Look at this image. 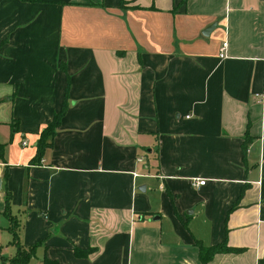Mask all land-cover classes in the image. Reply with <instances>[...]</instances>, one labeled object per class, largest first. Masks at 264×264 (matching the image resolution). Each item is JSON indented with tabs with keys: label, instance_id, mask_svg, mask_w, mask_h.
Listing matches in <instances>:
<instances>
[{
	"label": "crops",
	"instance_id": "1",
	"mask_svg": "<svg viewBox=\"0 0 264 264\" xmlns=\"http://www.w3.org/2000/svg\"><path fill=\"white\" fill-rule=\"evenodd\" d=\"M222 242L205 264H264V0H0V264Z\"/></svg>",
	"mask_w": 264,
	"mask_h": 264
},
{
	"label": "trees",
	"instance_id": "2",
	"mask_svg": "<svg viewBox=\"0 0 264 264\" xmlns=\"http://www.w3.org/2000/svg\"><path fill=\"white\" fill-rule=\"evenodd\" d=\"M65 107L62 106L60 111L56 113L53 117L52 122L44 128L39 136V140L36 144V154L34 157L35 162L39 161L45 151V149L50 145L54 131L58 126L60 117L63 115ZM199 247V257L200 264H205L211 260V258L217 253H233L239 252V249L231 248L226 245V243H220L211 247H203L201 244L197 243ZM34 248L21 249L19 246L16 247L15 255L6 264H25L33 255ZM90 251H81L75 249V255L77 257L87 256Z\"/></svg>",
	"mask_w": 264,
	"mask_h": 264
},
{
	"label": "built area",
	"instance_id": "3",
	"mask_svg": "<svg viewBox=\"0 0 264 264\" xmlns=\"http://www.w3.org/2000/svg\"><path fill=\"white\" fill-rule=\"evenodd\" d=\"M227 44L226 43H223L221 48H220V54H219V57L222 59V58H225V48H226ZM26 142L23 140L21 142V145L22 146H25ZM139 161H142L141 159ZM204 185V181H197V182H194V186H203Z\"/></svg>",
	"mask_w": 264,
	"mask_h": 264
}]
</instances>
